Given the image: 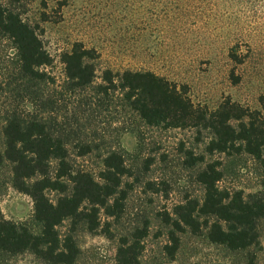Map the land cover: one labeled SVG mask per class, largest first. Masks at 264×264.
<instances>
[{
    "label": "rangeland",
    "instance_id": "rangeland-1",
    "mask_svg": "<svg viewBox=\"0 0 264 264\" xmlns=\"http://www.w3.org/2000/svg\"><path fill=\"white\" fill-rule=\"evenodd\" d=\"M34 27L52 62L43 78L31 80L20 71L17 50L0 34V152L7 121L47 122L53 135L67 141L72 167L99 181L102 160L111 152L123 157L128 170L121 189L124 208L117 218L100 214V226L64 220L57 231L77 247L72 264H114L119 244L138 231L142 264H264V218L258 223L259 245L232 251L211 243L207 231L175 232L173 210L185 201L201 203L204 188L198 174L209 164L221 173L218 187L261 198L260 164L246 154L207 152L213 137L201 128L166 129L144 124L120 92L103 96L96 89L101 73L149 71L185 85L194 105L212 112L225 100L261 110L264 95V0H0ZM44 15V16H43ZM74 43L96 51V79L72 91L61 57ZM234 54L240 63L231 58ZM232 74L234 75L232 78ZM236 81V82H235ZM264 115V113H263ZM85 146L90 152L80 156ZM264 158V150H263ZM202 159V160H200ZM56 161L49 163L53 178ZM55 202L59 194L47 192ZM0 211L6 220L38 234L33 202L13 186L12 164L0 168ZM205 218H201L203 221ZM0 264H49L30 251L0 254Z\"/></svg>",
    "mask_w": 264,
    "mask_h": 264
},
{
    "label": "trees",
    "instance_id": "trees-1",
    "mask_svg": "<svg viewBox=\"0 0 264 264\" xmlns=\"http://www.w3.org/2000/svg\"><path fill=\"white\" fill-rule=\"evenodd\" d=\"M0 34L14 44L21 73L31 80L42 79V68L52 62L50 55L34 27L1 2ZM230 56L240 63L234 54ZM97 58L95 50L86 49L81 43H74L70 51L62 55L65 77L72 91L84 90L93 84L97 78L93 62ZM100 78L102 84L97 85L98 92L107 97L111 92H120L122 100L144 124L166 129L209 130L213 137L206 147L207 152L242 153L260 164L263 196L250 199H245L240 192L220 189L221 173L216 165H207L197 177L204 188L202 202L188 200L177 205L173 210L174 219L165 221L173 229L170 240L177 245L175 232L189 229L195 234L203 225L211 243L232 251L258 246V223L264 218V95L259 98L261 110H250L225 99L210 112L193 104L185 85L149 71L113 73L106 69ZM50 124L15 117L7 121L4 128L0 168L4 161L12 164L13 186L32 200L33 218L41 230L32 234L26 227L6 220L0 211V254L19 255L30 251L49 264H72L77 247L71 236L61 238L57 227L70 219L73 226L83 221L89 231H95L101 224L100 214L106 218L119 217L126 197L121 189L122 179L128 170L123 157L115 152L103 158L99 181L83 170H75L69 159L67 141L53 135ZM89 152V147L85 146L79 155ZM52 160L57 165L53 178L48 176ZM48 191L59 194L55 202L48 198ZM201 218L205 219L201 221ZM145 236L146 231L141 230L131 239L122 240L114 264H142L140 256ZM254 262L255 256L250 255L247 264Z\"/></svg>",
    "mask_w": 264,
    "mask_h": 264
}]
</instances>
